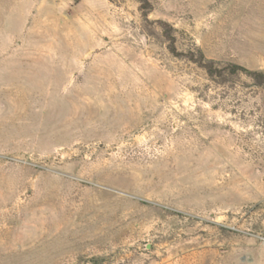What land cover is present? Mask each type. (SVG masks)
<instances>
[{
	"label": "rangeland",
	"instance_id": "1",
	"mask_svg": "<svg viewBox=\"0 0 264 264\" xmlns=\"http://www.w3.org/2000/svg\"><path fill=\"white\" fill-rule=\"evenodd\" d=\"M227 64L264 72V0H0V264H264V85Z\"/></svg>",
	"mask_w": 264,
	"mask_h": 264
},
{
	"label": "trees",
	"instance_id": "2",
	"mask_svg": "<svg viewBox=\"0 0 264 264\" xmlns=\"http://www.w3.org/2000/svg\"><path fill=\"white\" fill-rule=\"evenodd\" d=\"M142 2H146L147 0H141ZM173 51V50H172ZM204 59L202 53L199 51V60L195 61L200 67H202L209 76H213L215 73V68L213 67L214 62L209 60L206 62H202ZM226 70L231 73L235 74L237 72H240L251 79H253L257 85H264V72L259 70H251L246 67L236 65V64H227Z\"/></svg>",
	"mask_w": 264,
	"mask_h": 264
}]
</instances>
